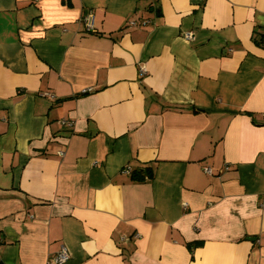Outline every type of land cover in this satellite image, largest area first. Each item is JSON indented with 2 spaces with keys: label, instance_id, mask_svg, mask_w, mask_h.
<instances>
[{
  "label": "crops",
  "instance_id": "0c3cea01",
  "mask_svg": "<svg viewBox=\"0 0 264 264\" xmlns=\"http://www.w3.org/2000/svg\"><path fill=\"white\" fill-rule=\"evenodd\" d=\"M262 202L264 0H0V264H264Z\"/></svg>",
  "mask_w": 264,
  "mask_h": 264
},
{
  "label": "built area",
  "instance_id": "2783aa9c",
  "mask_svg": "<svg viewBox=\"0 0 264 264\" xmlns=\"http://www.w3.org/2000/svg\"><path fill=\"white\" fill-rule=\"evenodd\" d=\"M84 22H85V24H86V26L88 28H91L92 27V20L89 17L85 18ZM148 22H149L148 20H141V21H139V20H136L135 19V20H131L129 22V26L130 27H136L138 25L145 26ZM183 37H184L185 40H192L193 39V33L186 32V33H184ZM145 74H146V69H145L144 66H141L139 68V77H143ZM61 123L64 126H66V127H71L73 125V122L71 120H62ZM58 154L60 156H62L63 155V152L60 151V152H58ZM203 170L206 173H208V174L211 173V171L208 169V167H204ZM123 171H124V173H126L128 175L131 174V168L129 166H125L123 168ZM260 206L262 208H264V202H262ZM69 259H70L69 251H68V249L64 245H62L60 247V249L57 251V253L54 255V257H52L50 259V261L48 262V264H64Z\"/></svg>",
  "mask_w": 264,
  "mask_h": 264
},
{
  "label": "trees",
  "instance_id": "16d2710c",
  "mask_svg": "<svg viewBox=\"0 0 264 264\" xmlns=\"http://www.w3.org/2000/svg\"><path fill=\"white\" fill-rule=\"evenodd\" d=\"M131 178L136 181H142L145 178H152L153 173L151 168H145L143 171H134L131 172Z\"/></svg>",
  "mask_w": 264,
  "mask_h": 264
}]
</instances>
